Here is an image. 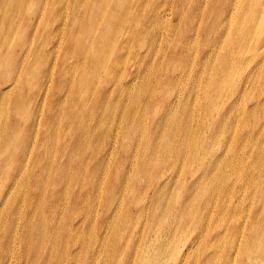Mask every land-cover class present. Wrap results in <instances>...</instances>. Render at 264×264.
I'll return each instance as SVG.
<instances>
[{"label": "bare ground", "instance_id": "1", "mask_svg": "<svg viewBox=\"0 0 264 264\" xmlns=\"http://www.w3.org/2000/svg\"><path fill=\"white\" fill-rule=\"evenodd\" d=\"M0 158V264H146L163 231L217 228L239 187L264 198V0H0Z\"/></svg>", "mask_w": 264, "mask_h": 264}, {"label": "rangeland", "instance_id": "2", "mask_svg": "<svg viewBox=\"0 0 264 264\" xmlns=\"http://www.w3.org/2000/svg\"><path fill=\"white\" fill-rule=\"evenodd\" d=\"M69 14H71V12H69ZM45 19H46V16H44L41 20H40V23H41V26H42V28L40 29V35L38 36L39 38H37L36 39V42H37V45H42V44H44V40H45V37L43 36V34H45L46 32H47V30H45L44 29V23H45ZM48 19H50L48 16H47V20ZM24 23H27V21H25ZM23 24V23H22ZM50 26V25H49ZM23 28H24V24H23ZM29 34H31V32H27V27H25L24 28V30H23V34H22V36H21V38L23 37V38H26ZM21 38L20 39H18V41L17 42H20L21 41ZM66 40H67V36L64 34V32L63 33H59L58 34V36H57V41H61V42H66ZM47 47H48V45H47ZM19 49H23L24 48V45L22 46V47H18ZM77 52L78 51H76L75 53H74V58H75V56H76V54H77ZM57 68H55L54 69V71L56 70ZM5 72H7V74H9L10 73V71H8V70H3V73H5ZM55 84H56V78L54 79V80H47V106L45 105L44 106V108H42V111L44 112V113H47V115H48V111H49V109L51 110V105H49V99H50V91H51V89L55 86ZM6 85L7 84H3L2 85V88H6ZM12 87H10V88H8L7 90H10ZM14 89V88H13ZM15 90H12V97H13V95L15 94ZM245 102V101H244ZM246 104H248L249 105V107H251V105H252V103H250V102H245ZM245 103H242L243 105H245ZM40 108L42 107V105H40L39 106ZM17 114H18V112H16L14 115H12V114H9V117H8V119H7V121L6 122H8L7 124H13L15 121H16V116H17ZM149 117V116H148ZM22 120L23 121H25L26 120V118L25 117H23L22 118ZM2 122V121H1ZM77 123H79V124H81V125H88V124H90L91 122L89 121V117L88 116H86V115H83V116H81V117H79V119H78V121H77ZM41 127H42V130H43V126L41 125ZM43 149V147L39 144L38 145V147H37V149H36V153L37 152H39V151H41ZM11 154V152H7V154H6V156H8V155H10ZM30 169H31V172L32 173H35V172H37L38 171V169L36 168V167H34V166H32V164H30ZM13 172H14V168H13V165L12 164H10V163H7L6 161H4V160H1V158H0V194L4 191V188L7 186V184H9L10 183V179H11V177L9 178V175H11L12 176V174H13ZM233 178V177H232ZM235 178V177H234ZM233 181H236V179L234 180V179H232V182ZM8 182V183H7ZM248 182H246V184H247ZM257 184H258V186H257ZM257 184H254V182H249L246 186H247V188H245L244 190H240V187L237 189V191L235 192V195L234 196H227V202H234L235 204H239V206H240V210L237 212V213H232V212H230L229 214L227 213L226 214V216H225V218H224V220H226V222H224L223 220V222L222 223H220V225H218L217 226V228L215 227L216 225H217V222H218V220H219V218L217 217V214L216 215H214L213 217H212V223H211V225H210V230L209 231H206V229L204 228V225L202 226V227H195L194 225L190 228V230H188V231H186L188 228H183V229H180L179 231H178V236H177V239L172 243V244H170V237L167 235V233H166V231H163V233H162V237H161V239H160V242H158L157 243V245H154L153 247L152 246H144V253L146 254L147 252H150V256L152 257V256H156L158 259L157 260H147L146 261V264H156L157 263V261H158V263L159 264H181V263H184V264H208V262H207V260L209 259L210 260V264H226V262H227V260H231V261H229V262H231V264H233V258H234V263L235 264H243L244 263V261L245 260H247V257H244V259H243V257H240V255H237L238 253L240 254V252H241V250H243V244H244V246H245V244H246V240H247V237H248V233H249V235H250V231H253L252 230V228H253V224L257 221V225L258 226H260V228L262 229H260V232L259 233H262L263 234V239H264V198H262L261 197V195H260V183H257ZM239 185V184H238ZM254 185V186H253ZM251 186V187H250ZM253 187H255V188H258L257 190L254 188L253 189ZM19 188V187H18ZM17 188V189H18ZM53 190V189H52ZM54 191V190H53ZM254 191V192H253ZM241 192H243V193H241ZM249 194H248V193ZM241 193V194H240ZM245 193V194H244ZM246 193H247V195H246ZM255 193V194H254ZM257 193H259L258 195H257ZM243 194V195H242ZM238 195H242L241 197L240 196H238ZM251 195H253L252 197H251ZM257 195V196H256ZM236 196V197H235ZM244 196V197H243ZM232 197H235L234 198V200H232L233 198ZM244 199H243V198ZM251 197V198H250ZM229 198V199H228ZM232 198V199H231ZM239 198V199H238ZM258 198H260V199H258ZM243 199V200H242ZM246 199H247V201H246ZM249 199H251L250 200V202H249ZM241 203H240V202ZM261 201H263V202H261ZM248 202V203H247ZM252 203V204H251ZM263 203V204H262ZM251 205V207H250V205ZM259 204V205H258ZM23 206H24V204H23ZM262 206V207H261ZM247 207V208H246ZM250 209H249V208ZM242 208V209H241ZM261 208V209H260ZM253 210V211H252ZM241 211H242V214H241ZM248 211V212H247ZM247 213H248V215H247ZM241 214V215H240ZM246 214V215H245ZM228 215V216H227ZM231 215V216H230ZM234 215V216H233ZM236 215L238 216V217H236ZM251 215H252V217H251ZM242 218H241V217ZM248 216V217H247ZM232 217V218H231ZM234 217V218H233ZM247 217V218H246ZM260 217V218H259ZM218 218V220H217V222H216V219ZM231 218V219H230ZM249 218V219H248ZM204 220H203V222L205 221V223H207V221H208V219H206V218H203ZM206 219V220H205ZM246 219V220H245ZM259 219V220H258ZM25 220H26V218H25ZM209 220H210V217H209ZM234 220V221H233ZM248 220V221H247ZM261 220V221H260ZM228 221H229V224H228ZM233 221V222H232ZM238 222V224H237V222ZM245 221V222H244ZM232 222V223H231ZM235 222V223H234ZM249 222V223H248ZM215 225H214V224ZM225 223H227L226 225H225ZM246 223H248V224H246ZM262 223V224H261ZM237 224V225H236ZM242 224V225H241ZM244 224V225H243ZM221 225H222V227H221ZM235 226H239V227H245L244 228V232L240 235L238 232H235ZM220 227V228H219ZM228 227V228H227ZM252 227V228H251ZM200 228H201V233L200 232H198L199 230H200ZM225 228H226V230L228 231V232H226V230H225ZM195 229V230H194ZM217 229V230H216ZM221 229H222V231H221ZM246 229V230H245ZM249 229V230H248ZM183 230V231H182ZM193 230V231H192ZM196 230H198V231H196ZM214 230V231H213ZM216 230V231H215ZM209 232V233H207L206 234V232ZM220 231V232H219ZM225 231V232H224ZM248 232V233H246V232ZM215 232V233H214ZM235 232V233H234ZM189 234V236H187L188 234ZM152 233H150V236H151V238H152V236L153 235H151ZM196 234V236H194ZM203 234V235H202ZM215 234H220V235H223V238H221V239H219V240H221L220 242H222V244L221 245H217L216 243H218L219 244V240L217 239V238H214L216 235ZM225 234V235H224ZM227 234H228V236H227ZM235 234V235H234ZM238 234V235H237ZM251 234H252V232H251ZM193 235V236H192ZM208 237H207V236ZM213 235V236H212ZM246 237H244V236ZM164 236V237H163ZM209 236H210V238H209ZM202 239H201V238ZM228 237H230V238H228ZM236 237H238V238H236ZM151 238H149V240H150V242H151ZM185 238V239H184ZM187 238V239H186ZM190 238H193V239H191V241H189L190 240ZM206 240H205V239ZM225 238V239H224ZM234 238V239H233ZM236 238V239H235ZM224 241H223V240ZM228 239V240H227ZM240 239V240H239ZM241 239H242V241H241ZM165 240V241H164ZM229 240H231V242L229 241ZM232 240H234L235 241V243L234 242H232ZM243 240H244V242H243ZM203 241H206L205 243L203 242ZM238 241H240V242H238ZM195 242V243H194ZM214 242H216V243H214ZM228 242H230V243H228ZM237 242V243H236ZM252 242V244H254V242H256V241H254V240H252L251 241ZM264 242V241H263ZM189 243V244H188ZM149 244V243H148ZM191 244V245H190ZM207 244V245H206ZM216 244V245H215ZM224 244V245H223ZM229 244V245H228ZM233 244V245H232ZM256 244V243H255ZM168 245V246H167ZM196 245V246H195ZM201 245H203V247L204 246H206V247H204V248H202V246ZM230 245H232L233 246V249L231 250V247L232 246H230ZM188 246V247H187ZM195 246V247H194ZM199 246H201V247H199ZM213 248H212V247ZM217 246H220V247H217ZM222 246V247H221ZM238 248H237V247ZM18 247L19 246H17V249H18ZM157 247V248H156ZM186 247V248H185ZM191 247V248H190ZM199 247V248H198ZM241 247V248H240ZM20 248V253L22 254V250H23V247L21 246V247H19ZM152 248V249H151ZM209 248H212L211 250L209 249ZM221 250H220V249ZM234 248H237V251H236V249L234 250ZM157 249V250H156ZM174 249H176L177 251V253L176 254H174L173 255V252H174ZM185 249H186V251H185ZM194 249V250H193ZM196 249V250H195ZM202 249V250H201ZM214 249L216 250V251H214ZM219 249V250H218ZM199 250H201V251H199ZM206 250H208V251H206ZM185 251V252H184ZM193 251H194V253H193ZM196 251V252H195ZM209 251H210V253H209ZM212 251V252H211ZM221 251V252H220ZM235 251V252H234ZM203 254H201V253ZM207 252V253H206ZM214 252H215V255H214ZM219 252V253H218ZM197 253V254H196ZM222 253V254H221ZM226 253V254H225ZM229 253V254H228ZM236 253V254H235ZM212 254V255H211ZM216 254H219V255H217V257H216ZM228 254V255H227ZM253 254H255V253H253ZM182 255V256H181ZM192 255V256H191ZM200 255H201V257H202V261H201V258H200ZM225 255V256H224ZM232 255H235V256H237L236 258H235V256H232ZM189 256V257H188ZM227 256H228V258H227ZM238 256H239V258H240V261H239V258H238ZM192 257V258H191ZM194 257V258H193ZM213 257V258H212ZM221 257V258H220ZM181 258V259H180ZM207 258V259H206ZM216 258V259H215ZM227 258V259H226ZM238 258V259H237ZM192 259V260H191ZM195 259V260H194ZM215 261H214V260ZM242 259V260H241ZM184 260H185V262H184ZM216 260L218 261V262H216ZM236 260V261H235ZM264 260V259H263ZM212 261V262H211ZM214 261V262H213ZM221 261H225L224 263H222ZM241 261H243V262H241ZM138 262H140V260H138ZM179 262V263H178ZM193 262V263H192ZM198 262V263H197ZM200 262V263H199ZM202 262V263H201ZM263 264H264V262H262ZM230 264V263H229Z\"/></svg>", "mask_w": 264, "mask_h": 264}]
</instances>
